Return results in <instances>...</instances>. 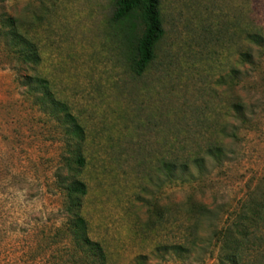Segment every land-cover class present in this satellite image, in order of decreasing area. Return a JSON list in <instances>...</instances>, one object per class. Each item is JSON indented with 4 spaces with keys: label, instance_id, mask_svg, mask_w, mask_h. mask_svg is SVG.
Instances as JSON below:
<instances>
[{
    "label": "rangeland",
    "instance_id": "1",
    "mask_svg": "<svg viewBox=\"0 0 264 264\" xmlns=\"http://www.w3.org/2000/svg\"><path fill=\"white\" fill-rule=\"evenodd\" d=\"M116 1L0 0V264H48L37 252L65 222L74 180L88 187L81 214L109 264H219L214 246L181 259L161 247L188 236L190 199L226 211L264 186V0H160L165 36L142 76L137 22L114 23ZM6 16L83 125V170L66 165L67 135L30 94L35 72L1 35ZM215 144L221 163L206 156ZM162 157L207 159L161 187Z\"/></svg>",
    "mask_w": 264,
    "mask_h": 264
},
{
    "label": "trees",
    "instance_id": "2",
    "mask_svg": "<svg viewBox=\"0 0 264 264\" xmlns=\"http://www.w3.org/2000/svg\"><path fill=\"white\" fill-rule=\"evenodd\" d=\"M126 20L137 22L133 29L138 35L135 33L131 42L133 71L142 76L156 59L158 44L165 36L160 0H117L112 21L121 23ZM3 24L5 30L1 35L16 49L22 65L35 72L34 77H27L35 103L60 123L68 137L67 144L72 156L64 158L66 165L69 168L76 166L77 171L83 170L87 166V158L82 153L86 140L83 125L70 111L68 104L53 91L50 81L37 72L36 68L42 62L39 48L18 30V19L6 16ZM236 109L238 113L243 112L240 105ZM224 155L222 145L207 147L206 156L217 163L223 161ZM206 159L195 157L182 161L179 158L170 160L162 157L161 187L181 180L182 176H178V172L182 175L189 173L190 164L203 173ZM63 193L65 201L62 213L65 222L48 234L44 233L46 248L37 250V253L46 257L48 264H109L103 244L90 238L89 223L81 214L82 200L88 194L86 183L74 180L63 188ZM188 204V215L193 222L188 229L189 234L179 243L162 246L164 255L172 254L181 259L190 254L192 248L202 250L206 246H214L219 264H264V186H255L249 191L247 199L226 211L223 207L210 209L193 199ZM165 211L161 209V225L166 219ZM204 223L208 224L205 235L202 234Z\"/></svg>",
    "mask_w": 264,
    "mask_h": 264
}]
</instances>
